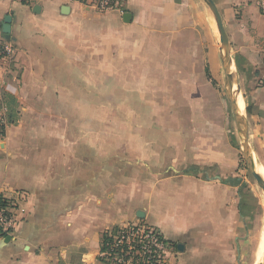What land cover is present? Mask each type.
I'll return each instance as SVG.
<instances>
[{"label":"crops","instance_id":"obj_1","mask_svg":"<svg viewBox=\"0 0 264 264\" xmlns=\"http://www.w3.org/2000/svg\"><path fill=\"white\" fill-rule=\"evenodd\" d=\"M213 1L264 175V0ZM6 16L1 98L18 120L0 138V198H27L0 264H103L102 235L127 225L157 230L166 264H246L264 199L238 175L205 3L0 0V41Z\"/></svg>","mask_w":264,"mask_h":264},{"label":"built area","instance_id":"obj_2","mask_svg":"<svg viewBox=\"0 0 264 264\" xmlns=\"http://www.w3.org/2000/svg\"><path fill=\"white\" fill-rule=\"evenodd\" d=\"M29 4L31 0H19ZM72 3H88L99 13L111 10L122 11L125 0H67ZM264 8V7H263ZM15 56L13 43L9 40L0 41V66L9 65ZM5 86V79L0 75V138H3L8 126L5 118L7 106L2 102L1 92ZM27 196L19 192L7 205L1 198L0 206V237L9 236L15 228L19 217H23L25 210L22 208ZM110 231V230H109ZM108 231V232H109ZM107 241L101 240L99 260L103 264H166L167 257L172 251V246L165 241L160 233L143 225H127L119 228L116 233H109Z\"/></svg>","mask_w":264,"mask_h":264},{"label":"water","instance_id":"obj_3","mask_svg":"<svg viewBox=\"0 0 264 264\" xmlns=\"http://www.w3.org/2000/svg\"><path fill=\"white\" fill-rule=\"evenodd\" d=\"M210 12V19L209 22L212 26V29L216 35V40L221 45V50H223L224 54V92L226 95L227 100L229 101L231 107H232V116L234 119V124L237 130V133L239 134L241 138V152L243 155V158L245 160V163L247 165V168L253 177V179L256 181L259 189L264 193V179L260 174L257 173L254 167V163L249 151L248 146V137H247V126L243 124L244 120L241 121L239 117V107L237 104V101H235L230 93H229V79L232 71V67L234 65L233 63V57L230 53V47L228 43V38L225 32V29L223 27L221 17L219 15V12L217 10V7L213 0H202ZM37 8V7H36ZM38 9V8H37ZM125 18L129 17V14L124 15ZM2 27V33L4 34V39L9 41V34H10V17L6 16L3 20ZM246 112V109H245ZM246 126V127H245ZM10 239L9 236L6 237V241Z\"/></svg>","mask_w":264,"mask_h":264},{"label":"rangeland","instance_id":"obj_4","mask_svg":"<svg viewBox=\"0 0 264 264\" xmlns=\"http://www.w3.org/2000/svg\"><path fill=\"white\" fill-rule=\"evenodd\" d=\"M213 34H214V39H215V45L217 47V60H216V66L214 68V71H213V79L220 91V94H221V97H222V100L226 106V113H227V118H228V121L229 123H231V125L233 126V128L235 127V124H234V119H233V116H232V107L229 103V101L227 100L226 98V95H225V92H224V54H223V50H221V45L220 43L216 40V35L213 31ZM232 55V54H231ZM233 63H234V60H233ZM235 64V63H234ZM233 69H234V73H235V77H234V80H233V85L237 86L239 91H240V88H239V79H238V71L237 69L233 66ZM229 84H230V81H229ZM240 93H242L240 91ZM242 96V94H241ZM243 103H244V100H243ZM239 106V105H238ZM245 111V104H244V109ZM245 113V112H244ZM245 115V119H244V122L243 124L247 126V115L246 113L244 114ZM242 121V120H241ZM245 126V127H246ZM235 129V132L236 131V127L234 128ZM236 139H237V143H239L238 145V157H239V161H238V170H239V173L238 175H240L244 181H245V184L247 185H252L255 189H258V185L256 183V181L253 179V177L251 176L248 168H247V165L245 163V160L243 158V155H242V152H241V138L239 136L238 133H236ZM254 167H255V170L257 171V173L259 172V167L258 165L255 163L254 164ZM260 191V195L263 197L264 199V193ZM264 233V211L262 212V214H260V218L258 220V224H257V230L255 231V233L252 235V239L250 240V244H249V253H250V257H249V260L247 261L246 264H255V257H256V254H257V247H258V244H259V240H260V237L261 235ZM264 252V251H263ZM256 264H261V262H256Z\"/></svg>","mask_w":264,"mask_h":264},{"label":"bare ground","instance_id":"obj_5","mask_svg":"<svg viewBox=\"0 0 264 264\" xmlns=\"http://www.w3.org/2000/svg\"><path fill=\"white\" fill-rule=\"evenodd\" d=\"M234 77H235V73H234V69L232 67V71H231V75H230V84H229V93L231 95V97L237 101V104L239 105V117L240 119L243 121L245 119V111L243 110L244 109V103H243V98L241 96V93L238 89L237 86L233 85V80H234ZM259 174V173H258ZM262 178L264 179V175H262ZM259 246L257 248V254H256V257H255V264L256 262H261V264H264V236L262 237L261 241H259Z\"/></svg>","mask_w":264,"mask_h":264},{"label":"trees","instance_id":"obj_6","mask_svg":"<svg viewBox=\"0 0 264 264\" xmlns=\"http://www.w3.org/2000/svg\"><path fill=\"white\" fill-rule=\"evenodd\" d=\"M24 3V2H23ZM212 85H215V82L212 81ZM4 99H6L4 102L5 105L8 106H11L14 104V99L10 96H6ZM8 112L6 113V120H7V124L8 125H12V124H15L18 120V116H17V113L14 111V109H10V107H8ZM246 112H248V110L246 109ZM4 136V135H3ZM191 170L193 171H198L199 169L197 167H191ZM3 203L2 201L0 200V206H2ZM117 231H119V227H114L113 229H111L109 232L107 231L106 233H104L102 235V241H107L109 239V233H116Z\"/></svg>","mask_w":264,"mask_h":264}]
</instances>
